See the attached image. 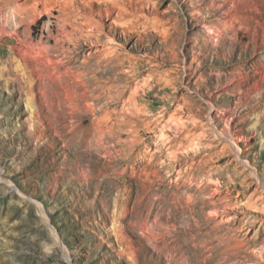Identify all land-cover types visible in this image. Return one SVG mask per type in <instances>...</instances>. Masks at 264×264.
Segmentation results:
<instances>
[{
	"label": "rangeland",
	"instance_id": "rangeland-1",
	"mask_svg": "<svg viewBox=\"0 0 264 264\" xmlns=\"http://www.w3.org/2000/svg\"><path fill=\"white\" fill-rule=\"evenodd\" d=\"M0 264H264V0H0Z\"/></svg>",
	"mask_w": 264,
	"mask_h": 264
}]
</instances>
